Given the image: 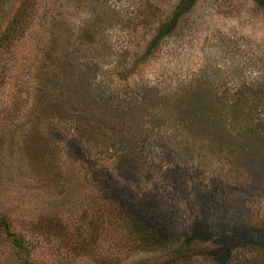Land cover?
<instances>
[{
	"label": "rangeland",
	"instance_id": "rangeland-1",
	"mask_svg": "<svg viewBox=\"0 0 264 264\" xmlns=\"http://www.w3.org/2000/svg\"><path fill=\"white\" fill-rule=\"evenodd\" d=\"M258 2L0 0V264H264Z\"/></svg>",
	"mask_w": 264,
	"mask_h": 264
},
{
	"label": "trees",
	"instance_id": "trees-1",
	"mask_svg": "<svg viewBox=\"0 0 264 264\" xmlns=\"http://www.w3.org/2000/svg\"><path fill=\"white\" fill-rule=\"evenodd\" d=\"M184 3H188L187 6H193L194 3L196 2V0H183ZM261 5L264 6V0H259ZM181 3H182V0H181ZM175 26V23H167V24H164L160 27L159 29V37H161V35H166L168 34V32ZM146 55H149L152 51H151V46L149 45L146 49ZM42 103H40L41 105ZM38 105V106H40ZM45 113V112H44ZM126 151V150H125ZM124 152V150H123ZM133 221V220H132ZM0 229H3V230H7L6 227H4V223L3 222H0ZM151 230H155V228H151ZM164 231L165 230H157V235L159 238H161L163 235H164ZM196 233H194L193 235L191 236H187V237H184L183 236H174V235H171V234H168V239L165 241L168 245L167 246H170V244H172V247H174V251H173V256L174 257H183L185 254H190L192 252V249L196 248L197 247V236H195ZM10 234L8 233L7 231V234H6V238H9L10 239ZM250 238L252 240H254V236L252 235V232L251 234H249ZM16 241V242H15ZM13 242L16 244V248H20L21 249V246H22V243L20 240L14 238ZM170 243V244H169ZM261 244L264 245V240H262L260 242Z\"/></svg>",
	"mask_w": 264,
	"mask_h": 264
}]
</instances>
